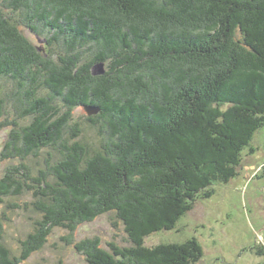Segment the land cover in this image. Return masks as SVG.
Returning <instances> with one entry per match:
<instances>
[{"label":"trees","instance_id":"obj_1","mask_svg":"<svg viewBox=\"0 0 264 264\" xmlns=\"http://www.w3.org/2000/svg\"><path fill=\"white\" fill-rule=\"evenodd\" d=\"M98 62L104 72L92 74ZM76 106L98 108L83 118L96 140L83 139ZM5 126L0 157L16 163L0 177V203L29 193L23 208L39 217L14 255L2 212L0 264L24 263L55 228L69 231L64 241L84 264H195L204 252L195 236L145 239L175 229L256 149L264 0H0ZM107 213L125 244L105 247L98 235L73 241L81 224Z\"/></svg>","mask_w":264,"mask_h":264},{"label":"rangeland","instance_id":"obj_2","mask_svg":"<svg viewBox=\"0 0 264 264\" xmlns=\"http://www.w3.org/2000/svg\"><path fill=\"white\" fill-rule=\"evenodd\" d=\"M31 41L43 44L42 38L26 32ZM7 85L5 90H9ZM9 109L10 107L7 106ZM6 111L5 116H9ZM84 108L76 106L72 110L74 121L83 127V139L92 142L98 137L96 130L84 124ZM30 119V118H29ZM21 120L20 124L28 123ZM11 126L0 129V155L8 139ZM252 145L253 152L245 150L242 161L237 168V175L228 183L214 186V194L197 202L193 210L188 212L170 231H160L148 236L146 245L160 242H180L195 236L203 246V257L195 264H264V126L255 134ZM34 160L27 161L37 167ZM11 163L0 157V177ZM29 193L17 197H6L0 203V215L4 212L7 220L3 221L4 243L14 255L20 252L19 241L33 228V219L39 214L24 209L23 204L31 200ZM17 203L20 208H8ZM110 213L103 214L96 220L81 224L72 233L73 241L98 235L106 247L107 241L123 240L126 234L121 225L113 226ZM70 235L64 228H55L46 245L33 253L22 264H56L62 259L65 264H84V257L72 244L64 241Z\"/></svg>","mask_w":264,"mask_h":264},{"label":"water","instance_id":"obj_3","mask_svg":"<svg viewBox=\"0 0 264 264\" xmlns=\"http://www.w3.org/2000/svg\"><path fill=\"white\" fill-rule=\"evenodd\" d=\"M103 63L102 62H98L95 65L92 66V74H100L104 72V68H103ZM85 111L88 113V115H92L97 113L98 108L95 106H85L84 107Z\"/></svg>","mask_w":264,"mask_h":264}]
</instances>
